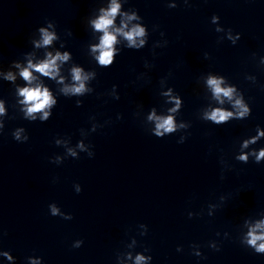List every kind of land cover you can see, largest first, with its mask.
<instances>
[{
    "label": "clouds",
    "instance_id": "1",
    "mask_svg": "<svg viewBox=\"0 0 264 264\" xmlns=\"http://www.w3.org/2000/svg\"><path fill=\"white\" fill-rule=\"evenodd\" d=\"M120 5L116 3V0H113L112 6L109 11H107L103 17H101L98 21L95 22L94 26L97 30L103 31L104 35L101 38V42L98 45V48L100 49V55L97 57L100 64L102 65H109L112 62L113 57V49L112 46L116 42V36L108 31L109 26L113 24V18L116 16ZM133 17H129V19H132ZM215 21V17L213 18ZM43 32V43L45 45L50 44L53 40L54 36L44 30ZM116 32H119L124 35V37L130 42V44H135V37L143 36L144 30L140 28L139 26L134 27L131 31L124 32L123 28L116 29ZM141 44H143V41H141ZM95 50V49H94ZM67 54L64 56H61L60 54H57L55 57H51L50 59L44 61L43 63L34 66L36 71L40 72L41 74L45 76H53L56 73L57 60H66ZM31 67V65H30ZM73 72V79L74 81L79 82L78 86H73L71 88H65L64 91L71 92L73 94H79L82 93L84 88L83 80L87 79L86 76L82 77L81 70L78 68H74L72 70ZM21 75L24 77L25 80L31 81L32 76L30 71L27 69L23 70ZM209 86L213 89L214 94L217 98L220 97L221 94L223 96L228 97L229 99L232 98L233 89L228 88H221L220 84L221 81L217 80L215 78H209L208 80ZM20 95L24 97L23 103L28 104L29 107L27 108V114L31 115L32 113L41 112L49 105L55 103V101L50 96L48 90L45 88L41 90L40 87L36 88H24L20 90ZM235 105L239 108H242L243 111L240 113L241 116L244 115V113L247 111V109L242 104L241 100H236ZM3 112V107L0 106V113ZM48 112H44V115L42 119H46L48 117ZM232 113L222 111L220 109H216L212 111L210 114H207V118L215 121L217 123L221 121H225L228 119L229 116H231ZM153 117H150L152 119ZM157 120L156 124V134L157 135H163L165 132H172L174 130V124L171 117L167 118H159L155 117ZM18 136V134H17ZM260 157H264V151L260 152ZM259 158V157H258ZM58 210L55 207H52V213L55 215L57 214ZM264 228V222H261L257 224L253 229H251L248 233V241L247 243L255 248L257 252H264V233L257 234L256 229ZM258 241H262V243H257ZM137 264H140L141 261H143L145 258L143 256H137Z\"/></svg>",
    "mask_w": 264,
    "mask_h": 264
}]
</instances>
